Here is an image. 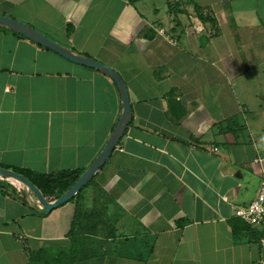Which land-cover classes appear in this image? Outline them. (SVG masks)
<instances>
[{"label":"crops","instance_id":"obj_1","mask_svg":"<svg viewBox=\"0 0 264 264\" xmlns=\"http://www.w3.org/2000/svg\"><path fill=\"white\" fill-rule=\"evenodd\" d=\"M0 15L112 68L130 105L80 190L87 233H69L75 201L41 215L0 178V264H264L231 208L264 171V0H0ZM120 113L106 76L0 27L1 167L85 170Z\"/></svg>","mask_w":264,"mask_h":264},{"label":"water","instance_id":"obj_2","mask_svg":"<svg viewBox=\"0 0 264 264\" xmlns=\"http://www.w3.org/2000/svg\"><path fill=\"white\" fill-rule=\"evenodd\" d=\"M0 27L5 28L47 50H50L62 58L80 65L82 67L94 70L111 80L114 84L121 103V113L115 124V127L109 136L106 144L102 148L98 156L93 162L85 169V171L79 176L76 182L61 196L56 198L54 201L47 203L42 199L40 192L23 176L11 171L0 168V178L10 179L21 184L25 190L29 191L31 197H33L44 214H48L53 209H56L68 202H70L75 195L83 189L94 177L105 164L108 157L117 147L120 139L123 137L130 120V105L126 86L117 72L112 68L105 66L92 58L85 57L82 55L75 54L57 43L50 40L48 37L39 33L32 27L17 22L9 17L0 15Z\"/></svg>","mask_w":264,"mask_h":264},{"label":"trees","instance_id":"obj_3","mask_svg":"<svg viewBox=\"0 0 264 264\" xmlns=\"http://www.w3.org/2000/svg\"><path fill=\"white\" fill-rule=\"evenodd\" d=\"M128 1L132 3L134 0H128ZM168 7L171 12L172 5L168 4ZM193 9H195V11L197 12L199 10L198 6L194 4H193ZM199 18L201 19V21H204L203 20L204 18L201 15L199 16ZM14 35L22 39H25L15 33ZM0 168L5 169V170H11L25 177L40 192V195L42 196V199L45 202H52L56 198L61 196L76 182L79 176L85 171V170H72V171L61 172L55 175H43V174H36V173L29 172L27 170H21V169H13V168L9 169L7 167L3 168L1 166ZM92 181L93 180H91L85 187L89 186L92 183ZM81 191H79L75 195V197L70 201V202L75 201V213H74V218H73L70 232H69L70 234H73V235L76 234L75 230L77 229L81 233H84L85 231H90V230L85 229L84 225H85V222L89 221L93 216V212L86 213L82 210L81 203L79 202ZM13 192H15L17 196H20V197L23 196L21 197L23 198V200L25 196L27 195L31 196L30 192L25 190L23 186H21V189L19 191L13 188ZM41 215H46L43 213V210L41 212ZM100 222H102L101 213H100ZM243 232H247V234L251 236L252 242H258L261 237V232L256 230L255 228H252L246 224L243 225L242 228L239 227L238 225H234L233 232H232L234 241H239L241 238V234ZM253 235H255V237H253ZM33 258H34L33 256H30L29 264H34Z\"/></svg>","mask_w":264,"mask_h":264},{"label":"built area","instance_id":"obj_4","mask_svg":"<svg viewBox=\"0 0 264 264\" xmlns=\"http://www.w3.org/2000/svg\"><path fill=\"white\" fill-rule=\"evenodd\" d=\"M30 198L38 205L33 197L30 196ZM231 208L234 217L242 220L252 228L261 230L258 243L264 248V171L260 175L258 191L254 199L246 207L232 206Z\"/></svg>","mask_w":264,"mask_h":264},{"label":"rangeland","instance_id":"obj_5","mask_svg":"<svg viewBox=\"0 0 264 264\" xmlns=\"http://www.w3.org/2000/svg\"><path fill=\"white\" fill-rule=\"evenodd\" d=\"M179 3H181L179 6H180V9H181V6L182 7H184V5H183V1L182 2H179ZM177 2H176V5H175V3H171V5H172V8H171V11L173 12V11H176V10H178L179 11V8L177 9V7H179V6H177ZM264 93V92H263ZM12 181V183L18 188V189H20L21 188V184H19L18 182H16V181H14V180H11Z\"/></svg>","mask_w":264,"mask_h":264}]
</instances>
